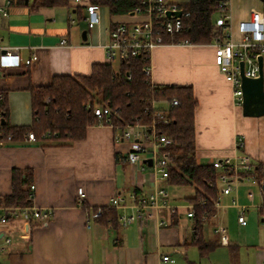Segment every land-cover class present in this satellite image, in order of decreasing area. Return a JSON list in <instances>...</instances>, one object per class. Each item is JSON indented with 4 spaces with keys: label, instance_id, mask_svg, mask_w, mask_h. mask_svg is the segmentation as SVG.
I'll return each mask as SVG.
<instances>
[{
    "label": "crops",
    "instance_id": "crops-1",
    "mask_svg": "<svg viewBox=\"0 0 264 264\" xmlns=\"http://www.w3.org/2000/svg\"><path fill=\"white\" fill-rule=\"evenodd\" d=\"M9 0H0L5 5ZM9 15L0 17V44L16 49L22 60L37 54L30 68L0 69V93L5 98L10 128L33 126L32 88L49 85L58 76H90L95 64H108L103 45L109 41L107 29L117 22L131 23L139 18L111 16L104 8L100 26L89 30L84 5L72 0L55 6H38L39 0H11ZM28 1V3H27ZM180 5L189 0H169ZM230 24L237 33L238 24L251 18L253 10L264 13V0H230ZM86 36V39L84 38ZM67 40L66 45L61 41ZM152 83L156 86H191L198 106L195 111L196 157L199 163L232 156L239 135L246 138L244 152L264 174V116L244 117L234 106L233 88L215 64L213 45H163L152 54ZM119 130L93 125L87 137L79 141L19 140L0 146V198L12 192L14 169L30 170L33 198L30 206L49 209L48 222L11 218L4 235L14 240L12 247L0 254V264H264V227L253 234L252 213L260 216L258 187L241 181L230 194L218 198V218L204 224V235L212 248L202 255L192 243L194 220L187 213L193 205L195 186L172 185L149 169L136 172L126 160L130 143L116 142ZM83 188L84 206L78 203V189ZM169 193L168 207L159 210V226L126 204L110 207L116 195L128 197L133 191L150 193L155 189ZM249 206L248 224L238 223L239 208ZM6 208L5 206H2ZM114 208L119 219L136 214L135 223L116 228L105 226L89 215L93 210ZM224 226L230 243L223 246L214 232ZM243 229L239 236L236 229ZM253 228V227H252ZM170 259L165 261L164 256Z\"/></svg>",
    "mask_w": 264,
    "mask_h": 264
},
{
    "label": "built area",
    "instance_id": "built-area-1",
    "mask_svg": "<svg viewBox=\"0 0 264 264\" xmlns=\"http://www.w3.org/2000/svg\"><path fill=\"white\" fill-rule=\"evenodd\" d=\"M77 5H84L86 10V22L89 30H93L100 26L102 22L103 6L92 4L89 0H72ZM12 1L9 0L5 5H0V17L9 15V6ZM222 16L216 20V25L223 30V37L216 39L213 44L215 48V64L219 68V72L223 75L226 82L231 84L233 91L234 106L242 111L243 92L241 88V67L244 64V73L247 77L256 78L259 76L260 56L264 59V13L253 10L251 18L238 24L237 33L230 24L231 7L230 2H223L220 5ZM182 10L181 17L169 18V11L176 12ZM183 6L170 2L169 0H143L133 12L126 14L129 18H139L138 20L126 23L117 22L112 28H108L109 41L103 45L106 52L108 64H114L121 61L142 58L144 62L143 74L152 83V54L157 47L163 45H182L193 46L189 40L182 39L177 41L176 37L184 31L182 17L188 16ZM62 45L67 44V40L61 41ZM38 61L37 54H33L29 59L22 60L16 49H8L0 44V69H10L19 67H32ZM131 75L128 76V80ZM153 84V83H152ZM2 94L0 93V100ZM49 101V99H47ZM179 100L174 99L172 103H165L163 107L155 102L152 103L151 110L153 112L154 121L150 124L135 122L127 124L123 130H119L116 134V142L121 143L128 141L130 150L126 156L127 163L139 174L145 173L149 169L161 180H167L170 175V153L165 149L172 144V140L166 135L159 133L158 124L170 125L172 123L169 117V111L173 106H178ZM93 114L97 119V125L111 126L116 129L113 122V116L117 112L107 105H95ZM156 119V120H155ZM3 115L0 103V146H4L7 142H12V136L3 139L2 123ZM50 134H44L46 139ZM27 140L37 142L38 138L34 132H29ZM246 147V138L239 135L234 145V154L210 160L209 164L219 171L218 182L220 184V194H230L237 188L241 181L251 182L257 185L259 190L258 209L264 208V174L260 176L257 172L256 164L252 157L244 152ZM151 160L152 165L146 163ZM35 190V186H31ZM86 198L84 189H78V203L83 206ZM129 203L135 210L136 214L143 216L147 220L158 222L159 226H168L159 220V210L168 207L172 213H177L178 207H173L169 201V193L165 189H155L148 194L140 191H133L128 197L116 195L111 199L110 207H124ZM204 204V202H202ZM233 204L239 208L238 223L241 226L248 224L246 212L249 206L239 205L237 200ZM195 205L191 206V211L187 213L189 218H195ZM219 207L218 200L214 202L215 212L213 214L206 213L202 218V223L206 224L211 219L218 218L217 209ZM102 214L101 209L93 214V218H97ZM136 214H124L120 216V225L127 227L136 221ZM53 216L49 209H42L35 206L27 207H6L0 206V254L12 247L14 240L11 236L4 235V228L9 224L11 218H17L25 221H41L48 222ZM214 232L219 235V242L223 246L230 243L227 229L218 225ZM163 259L168 261L170 257L164 256Z\"/></svg>",
    "mask_w": 264,
    "mask_h": 264
},
{
    "label": "trees",
    "instance_id": "trees-1",
    "mask_svg": "<svg viewBox=\"0 0 264 264\" xmlns=\"http://www.w3.org/2000/svg\"><path fill=\"white\" fill-rule=\"evenodd\" d=\"M143 0H89L109 10L111 16L126 15L141 5ZM230 0H189L183 5L188 16L182 17L184 31L176 40L187 39L194 45H211L223 37V30L216 25L222 16L220 5ZM66 0H39L38 6H55ZM220 16L216 17V15ZM114 26V25H113ZM113 64H95L90 76H58L49 85L32 88V108L34 123L29 128L13 129L8 124V109L2 94L0 100L3 118L7 121L3 128V139L12 136L13 141L34 132L44 141H79L87 137L88 128L97 125L93 114L95 105H107L117 112L113 116L116 129L123 130L127 124L140 122L150 124L154 121L153 112L146 111L153 102L163 107L165 103L179 100L178 106L169 111L172 123L168 126L158 124V131L169 137L172 144L165 151L170 153V175L172 185H195L194 234L192 243L202 255L212 248L204 235L202 218L206 213L215 212L214 202L220 195L219 171L212 166L199 163L196 157L195 111L198 101L191 86H156L143 74L142 58H133ZM131 79L128 80V76ZM49 99V101H47ZM156 120V119H155ZM50 135L43 139V135ZM32 172L14 169L12 173V192L0 198V206L27 207L32 204L30 193ZM204 202V204H202ZM84 206V204H83ZM102 214L94 218L99 223L116 228L119 214L114 208L102 209ZM93 210L89 217L92 219ZM264 219V208L260 209Z\"/></svg>",
    "mask_w": 264,
    "mask_h": 264
},
{
    "label": "water",
    "instance_id": "water-1",
    "mask_svg": "<svg viewBox=\"0 0 264 264\" xmlns=\"http://www.w3.org/2000/svg\"><path fill=\"white\" fill-rule=\"evenodd\" d=\"M28 3V1H27ZM183 11L176 12L169 11L168 17L172 14L175 17H181ZM86 39V36H84ZM259 61V76L256 78L247 77L244 73V64L240 63L241 67V88L243 92L242 113L244 117L259 118L264 116V59L262 56L258 58ZM2 123L6 125L7 121L3 118ZM150 166L151 160H146Z\"/></svg>",
    "mask_w": 264,
    "mask_h": 264
},
{
    "label": "rangeland",
    "instance_id": "rangeland-1",
    "mask_svg": "<svg viewBox=\"0 0 264 264\" xmlns=\"http://www.w3.org/2000/svg\"><path fill=\"white\" fill-rule=\"evenodd\" d=\"M221 14H219V15H216V17H218V16H220ZM86 24H87V22H86ZM114 65V68H118V66H119V64L116 62V63H114L113 64ZM195 186V185H194ZM196 187V186H195ZM257 192L259 193V190H257ZM260 202V201H259ZM259 202H258V204H259ZM257 204V205H258ZM256 213L255 212H253L252 213V218H251V221H250V228H249V230H252L251 232H254L253 234H255V233H257V229H258V226L262 229L264 226H263V224L262 223H260V225H258V223H257V221H256ZM253 227V228H252ZM236 229V233L239 235V236H241V235H244L243 234V229H238L237 227L235 228Z\"/></svg>",
    "mask_w": 264,
    "mask_h": 264
}]
</instances>
